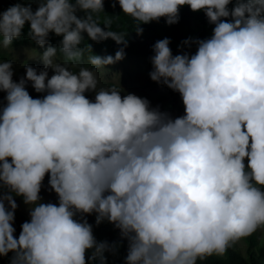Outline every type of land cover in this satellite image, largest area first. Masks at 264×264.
I'll return each mask as SVG.
<instances>
[{
  "label": "clouds",
  "instance_id": "clouds-1",
  "mask_svg": "<svg viewBox=\"0 0 264 264\" xmlns=\"http://www.w3.org/2000/svg\"><path fill=\"white\" fill-rule=\"evenodd\" d=\"M35 2L34 12L21 2L0 12V52L26 22L41 47L49 32L62 36L66 62L83 59V33L97 43L111 38L126 45L124 35L93 19L104 0ZM116 2L137 22L138 35L140 24L161 17L177 23L185 5L215 25L191 56H173L168 38L153 45L150 79L178 92L185 114L172 119L147 99L122 97L115 87L97 90L94 69L123 59L122 48L114 57L89 56L93 68L73 73L54 62L57 49L49 46L40 56L44 69L26 65L19 82L12 80V61H0V91L7 93L0 108V187L8 189L0 193V257L14 253L10 264H86L88 249H94L89 261L105 264L104 253L116 245L97 243L77 214L96 213L97 225L106 219L119 229L128 241L125 264H197L264 230V0H235L231 10L232 0ZM26 81L46 95L33 99ZM87 91H95L94 102ZM46 174L58 205L37 203ZM11 193L33 205L18 238Z\"/></svg>",
  "mask_w": 264,
  "mask_h": 264
},
{
  "label": "trees",
  "instance_id": "trees-1",
  "mask_svg": "<svg viewBox=\"0 0 264 264\" xmlns=\"http://www.w3.org/2000/svg\"><path fill=\"white\" fill-rule=\"evenodd\" d=\"M17 2L23 4L30 3L33 12L38 7V3L35 2V0H0V12H3ZM113 3H115L114 7ZM234 4L235 0H232V2L227 5V8L231 10ZM76 14L78 17H83L85 15L83 12H77ZM93 19L100 23L99 26L102 29L115 31L124 35L126 45L117 44L111 38L97 43L90 40L86 33H83V41L79 45L80 48L85 49L83 59L91 55L100 57H105L107 55L115 56V53L122 48L124 51V58L145 62L150 66H152L150 58L154 55L152 48L157 41L168 38L170 41L169 47L173 56L184 53L191 56L197 51L196 41L211 38L213 28L215 27L214 24L209 23L203 11H192L189 6L185 5L179 7V20L177 23L168 25L166 24L165 18L161 17V19L151 21L147 24H140L139 27L142 29V33L138 35L135 27L137 22L122 13L116 0H104L103 12L94 13ZM221 19L225 22H231V17ZM108 20L111 21V27L105 28L104 22ZM29 29L30 25L26 22L22 29L21 36L19 38H14L11 46H32L38 51H45L47 47L51 46L57 49L58 54L62 55L59 51L60 41L63 39L62 36L49 32L47 43L41 47L29 38ZM184 41H188V43L185 44ZM87 45H91V52L87 50ZM0 59L7 60V53L3 51L0 52ZM3 106H5V104L0 102V108ZM244 163L247 166L245 160ZM47 179L48 174L44 177V180ZM0 193L8 194V189L6 187H0ZM11 195L12 197L17 196L15 193H11ZM18 197L23 198L22 196ZM5 207H8L6 203ZM74 218L78 221L86 220L87 223L92 226L93 236L97 243L108 242L109 244L116 245L115 252L104 253L106 258L105 264H125L128 252V241L127 239L121 238L119 229L115 228L114 225L109 223L106 219L97 225L95 222L96 213L90 215L85 214L83 217L77 214ZM26 221H30V218L21 212L14 211V237L18 238L21 225ZM240 241L243 243V247L236 243V245L229 248L223 256L213 255L203 261H197V264H264V230H258L252 236ZM93 250L94 249L86 250V264H100L99 259L89 261L88 258L91 256ZM13 255L14 253L9 252L6 256L0 257V264H10Z\"/></svg>",
  "mask_w": 264,
  "mask_h": 264
},
{
  "label": "rangeland",
  "instance_id": "rangeland-1",
  "mask_svg": "<svg viewBox=\"0 0 264 264\" xmlns=\"http://www.w3.org/2000/svg\"><path fill=\"white\" fill-rule=\"evenodd\" d=\"M3 52L7 53L8 59H0V61H12L13 82H19L21 78L25 77L26 65L36 68L37 73L44 69L43 62L40 59V56H42L44 51H38L32 46H10V49H4ZM53 59L56 63H67V70H70L73 73H78L81 67L89 69L93 68L88 62V57L80 62L71 63L66 62L62 55L57 53L56 57ZM47 71L48 78H50L54 74V71L51 68ZM94 71L99 81L97 90L99 88L115 87L120 90V95L122 97L127 94H134L137 97L147 99L151 109H158L162 113H167L172 119L181 117L185 114L180 94L169 89L163 83L152 81L149 76V73L152 71V66L145 62L123 58L113 64L104 65L102 68L94 69ZM25 88L33 99H42L43 96L46 95V93H37L33 89L30 81H26ZM6 95V92L0 91V102L5 104V106L7 104L5 99ZM84 95L90 101H95V91H87ZM245 161L247 162V159H245ZM38 195L40 197L37 201L38 204L53 203L58 205V197L56 193L51 190L48 184V179L42 182ZM13 199L17 204L15 211L21 212L30 218L29 213L33 205L25 204L23 198L18 196H13ZM5 203L7 204L6 201ZM237 244L243 247L241 241L237 242Z\"/></svg>",
  "mask_w": 264,
  "mask_h": 264
}]
</instances>
